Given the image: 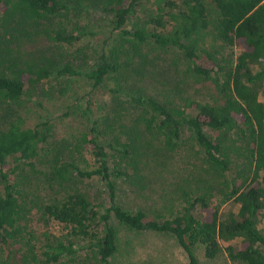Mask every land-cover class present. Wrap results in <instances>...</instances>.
<instances>
[{"label":"trees","instance_id":"trees-1","mask_svg":"<svg viewBox=\"0 0 264 264\" xmlns=\"http://www.w3.org/2000/svg\"><path fill=\"white\" fill-rule=\"evenodd\" d=\"M67 2L0 0V264H60L75 256V238L88 241L96 264H113L120 249L117 224L130 231L173 235L188 264H201L197 246L210 259L225 254L236 264H264V0H109L104 9L115 41L86 71L70 63L57 67L44 53L39 59L33 53L19 55L15 43L42 33L69 46L81 39L53 27V20L69 8ZM133 19L137 22L129 28ZM209 35L213 42L238 49L237 57H226L212 41L206 47ZM144 49L155 53L157 61ZM181 62L195 82L210 83V92L197 98L181 95L177 86V99L142 88L129 91L133 110L126 121L118 95L129 71L139 74L156 65L166 78ZM77 75L115 98L101 116L94 115L93 101L87 100L92 119L74 141L78 157L72 158L66 156L67 146L51 147L53 119L28 125L16 109L46 83ZM67 107L65 115L70 113ZM185 130L202 150L214 180L225 178L223 202L238 204L237 212H223L213 202L218 186L212 181L204 183V191L178 182V209L173 205L171 213L153 219L145 209H130L121 201L119 180L145 188L147 168L161 166L162 155L178 152ZM38 163L52 190L38 206L46 229L40 233L30 224L32 208L20 189L26 166L37 170ZM96 179L107 189V202L97 203L76 187ZM53 222L67 233H50Z\"/></svg>","mask_w":264,"mask_h":264},{"label":"rangeland","instance_id":"rangeland-1","mask_svg":"<svg viewBox=\"0 0 264 264\" xmlns=\"http://www.w3.org/2000/svg\"><path fill=\"white\" fill-rule=\"evenodd\" d=\"M68 9L61 13L53 20V27L60 31L74 33L81 36V39L73 46L49 40L43 33L35 40L24 39L22 43H15V50L19 51V55L25 57L34 54L39 59L44 53L47 57L54 58L57 67L67 63L72 64L77 69L86 71L93 64L97 63L102 52L108 50L115 41L114 36L108 24L110 14L104 9L109 0H67ZM143 22L144 18H140ZM137 22L136 19L131 20L128 24L129 28ZM206 47H210L213 39L212 35L205 38ZM212 43L219 48L226 57L234 59L239 54V50L233 47L221 45L220 41ZM223 48H222V47ZM150 57L155 59L156 54L144 49ZM138 59V58H137ZM148 67V65H147ZM57 69V68H56ZM186 66L184 62L178 63L177 69L170 74V77H162L159 68L148 67L139 74L130 70L129 79L123 82L124 88H121L118 95L119 102L125 109V120L129 121L132 117L133 108L129 104L127 94L129 91H135L139 88L145 89L149 93L156 95L169 96L179 98L173 88L179 87L183 89L180 94H189L200 98L201 94L210 92V83L203 84L195 82L185 73ZM172 72V71H171ZM174 85H172V84ZM111 88L117 87L115 84L110 85ZM91 98L93 101L94 115L101 116L104 110H111L113 93L105 90L93 89L91 84L83 75L60 77L52 83H46L42 89L35 92L34 96L23 107L16 109L26 119V124L34 125L39 121L47 118L53 119L56 125L54 137L51 139V147L67 146L66 156L77 158L72 145L81 131L91 119L87 115V100ZM264 100L263 97H261ZM70 105L69 114L65 115ZM114 109H118L115 106ZM126 109H129L128 111ZM95 117V116H94ZM212 138H215L213 132L208 131ZM235 138V136H233ZM202 150L194 143L190 137L188 130L183 135V144L176 153L161 157V166L152 164L147 168L148 180L145 188L133 186L127 181L119 180L121 186L120 199L130 209L139 207L145 209L149 219L155 218L158 213H166L168 215L173 208L174 211L179 207V201L174 192L176 184L181 182L187 183L193 188L202 187L206 181H212L213 185L218 186L214 190L213 202L220 205L221 210L228 211L231 208L235 212L239 210V205L232 202H223L224 194L220 189H226L221 182L225 178H221L219 182L214 180L213 173L208 171V166L202 159ZM50 156L43 155V158ZM80 165H83L80 163ZM37 170H33L30 166H26L20 180V189L22 187L23 196L28 207L32 208L28 218L31 226L39 233L46 229L39 222L40 204L48 201L52 195L50 184L46 179L44 167L41 163L37 164ZM189 181V182H188ZM73 187L75 185L71 184ZM81 188L88 193L95 202H107V189L99 180L77 182L76 187ZM224 187V188H223ZM201 190V189H199ZM205 188H203V191ZM27 194V195H26ZM115 221V220H113ZM260 226L264 229V218ZM120 249L113 258V264H188V258L185 251L179 246L176 238L171 234L156 233L153 231L136 232L130 231L117 224ZM48 231L55 236L65 235L66 229L57 222H53ZM223 245L227 242L222 241ZM75 248L77 252L74 257H65L60 264H96L92 251L88 248V241L75 238ZM197 257L201 264H236L230 261L225 254H221L214 259L207 258L202 246H197ZM240 264V263H237Z\"/></svg>","mask_w":264,"mask_h":264}]
</instances>
